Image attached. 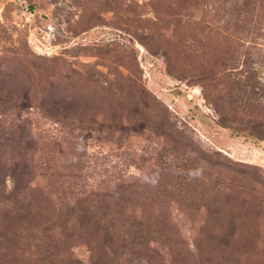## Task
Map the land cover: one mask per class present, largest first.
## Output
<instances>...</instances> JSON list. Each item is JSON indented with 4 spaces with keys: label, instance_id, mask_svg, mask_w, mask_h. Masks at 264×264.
Wrapping results in <instances>:
<instances>
[{
    "label": "rangeland",
    "instance_id": "374dc122",
    "mask_svg": "<svg viewBox=\"0 0 264 264\" xmlns=\"http://www.w3.org/2000/svg\"><path fill=\"white\" fill-rule=\"evenodd\" d=\"M0 264H264V0H0Z\"/></svg>",
    "mask_w": 264,
    "mask_h": 264
}]
</instances>
